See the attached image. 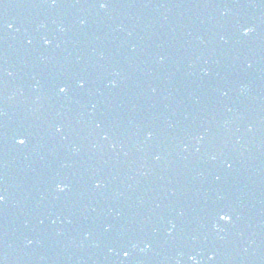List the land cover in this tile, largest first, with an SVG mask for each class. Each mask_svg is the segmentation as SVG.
Here are the masks:
<instances>
[{"label": "water", "instance_id": "obj_1", "mask_svg": "<svg viewBox=\"0 0 264 264\" xmlns=\"http://www.w3.org/2000/svg\"><path fill=\"white\" fill-rule=\"evenodd\" d=\"M216 188L264 216V0H0L3 256L248 255L197 211Z\"/></svg>", "mask_w": 264, "mask_h": 264}, {"label": "snow or ice", "instance_id": "obj_2", "mask_svg": "<svg viewBox=\"0 0 264 264\" xmlns=\"http://www.w3.org/2000/svg\"><path fill=\"white\" fill-rule=\"evenodd\" d=\"M95 2L98 3L100 8H106V7H108V4H109V0H95ZM53 3H55V0H53ZM9 27H11V25H9ZM251 31H252L251 28H248V27H244L243 28V34L244 35H247ZM45 43L47 44V43H49V41L46 40ZM55 87L57 88L59 93L64 94V93H67L70 90L71 83L62 82V83L56 84ZM77 87L83 88L84 87V82L82 80L79 81L77 83ZM60 130H61L60 128H57V131H60ZM28 139H29L28 133L26 131L21 130L18 133L17 143L20 146H24V145H26L28 143ZM96 186L99 187L98 184ZM57 188L60 191L64 190V188L62 186H60V185H57ZM3 199H4V197L0 196V200H3ZM216 217H217L218 221H223V222H226V223H230L232 221V219H233V215H232L231 211L226 209V208H219L216 211ZM129 255H130V253L128 251H124L123 252V256L125 258H127Z\"/></svg>", "mask_w": 264, "mask_h": 264}]
</instances>
